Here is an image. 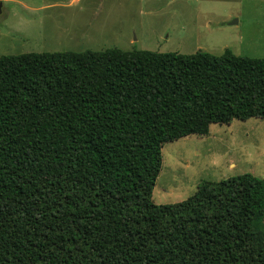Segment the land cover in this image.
<instances>
[{
    "label": "trees",
    "instance_id": "trees-1",
    "mask_svg": "<svg viewBox=\"0 0 264 264\" xmlns=\"http://www.w3.org/2000/svg\"><path fill=\"white\" fill-rule=\"evenodd\" d=\"M264 117V57L0 54V264H264V178L151 192L164 142Z\"/></svg>",
    "mask_w": 264,
    "mask_h": 264
},
{
    "label": "rangeland",
    "instance_id": "rangeland-1",
    "mask_svg": "<svg viewBox=\"0 0 264 264\" xmlns=\"http://www.w3.org/2000/svg\"><path fill=\"white\" fill-rule=\"evenodd\" d=\"M106 48L264 57V0H0V54ZM245 172L264 178V117L164 142L151 198Z\"/></svg>",
    "mask_w": 264,
    "mask_h": 264
}]
</instances>
